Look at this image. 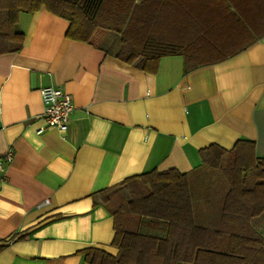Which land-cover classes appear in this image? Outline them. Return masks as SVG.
Instances as JSON below:
<instances>
[{
    "label": "crops",
    "instance_id": "obj_1",
    "mask_svg": "<svg viewBox=\"0 0 264 264\" xmlns=\"http://www.w3.org/2000/svg\"><path fill=\"white\" fill-rule=\"evenodd\" d=\"M253 1H160L162 29L187 56L162 57L156 72L117 58L115 33L95 47L69 38V20L46 8L19 14L24 45L0 53V238L15 236L0 264H90V246L116 254L114 217L94 194L154 169L188 173L195 222L218 225L228 187L201 149L247 138L264 157V5ZM48 85L71 93L74 110L65 130L38 133ZM139 226L159 238L169 228L150 216ZM195 241L186 236L179 254L196 252Z\"/></svg>",
    "mask_w": 264,
    "mask_h": 264
},
{
    "label": "trees",
    "instance_id": "obj_2",
    "mask_svg": "<svg viewBox=\"0 0 264 264\" xmlns=\"http://www.w3.org/2000/svg\"><path fill=\"white\" fill-rule=\"evenodd\" d=\"M160 1L0 0V53L19 51L24 45L21 12L46 8L69 20V38L101 47L113 32L119 42L114 48L117 58L128 64L138 61L140 69L156 72L162 57L187 56V46L173 35L177 32L162 29L169 18L154 12ZM254 2L264 5V0ZM172 19L174 24L176 16ZM187 62L189 69L192 64ZM201 155L203 165L221 169L227 182L218 225L209 228L195 222L188 173L171 168L135 174L94 194L95 202L103 203L114 217L112 245L118 252L90 246L82 250L86 261L177 264L184 258L203 264H264V157L257 156L255 142L247 138L238 139L230 149L210 144L201 149ZM142 216L168 221L167 236L143 233ZM186 236L196 240L197 251L183 257L179 242ZM13 237L0 238V249ZM165 246H170L168 253Z\"/></svg>",
    "mask_w": 264,
    "mask_h": 264
},
{
    "label": "built area",
    "instance_id": "obj_3",
    "mask_svg": "<svg viewBox=\"0 0 264 264\" xmlns=\"http://www.w3.org/2000/svg\"><path fill=\"white\" fill-rule=\"evenodd\" d=\"M43 101V113L45 124L37 129L38 133L44 132L47 128L57 127L65 130L69 124L70 116L74 110V99L71 93L65 91L61 87L54 85L44 86L40 89ZM13 155L9 152L5 159L11 161ZM3 170L2 162H0V171ZM50 199L38 204L42 207L49 203Z\"/></svg>",
    "mask_w": 264,
    "mask_h": 264
},
{
    "label": "rangeland",
    "instance_id": "obj_4",
    "mask_svg": "<svg viewBox=\"0 0 264 264\" xmlns=\"http://www.w3.org/2000/svg\"><path fill=\"white\" fill-rule=\"evenodd\" d=\"M113 34H114L113 32L108 33L107 36L104 38V40H103L102 43L105 42V44L109 45V43L111 42V39H110L111 37H110V36H112ZM107 40H108V41H107ZM110 44H111V43H110ZM207 168L210 169V170H212L213 175H214L215 177H218V178H220L221 180H223L224 183L227 185V182H226V180H225V178H224V176H223V174H222V172H221V169H214V168H211V167H208V166H207Z\"/></svg>",
    "mask_w": 264,
    "mask_h": 264
}]
</instances>
